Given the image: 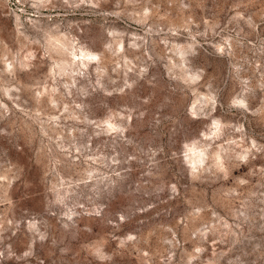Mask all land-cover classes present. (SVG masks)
I'll return each mask as SVG.
<instances>
[{
  "label": "rangeland",
  "instance_id": "1",
  "mask_svg": "<svg viewBox=\"0 0 264 264\" xmlns=\"http://www.w3.org/2000/svg\"><path fill=\"white\" fill-rule=\"evenodd\" d=\"M0 264H264V0H0Z\"/></svg>",
  "mask_w": 264,
  "mask_h": 264
},
{
  "label": "bare ground",
  "instance_id": "2",
  "mask_svg": "<svg viewBox=\"0 0 264 264\" xmlns=\"http://www.w3.org/2000/svg\"><path fill=\"white\" fill-rule=\"evenodd\" d=\"M72 56H73V59L78 58L75 54H72ZM94 57H95L94 53H90L86 50L80 49L79 58L76 60H77V62L81 63L82 66H86L87 62L91 59H94ZM109 126H111V125L109 124ZM196 158L198 159L197 161H200V155L199 154L196 155Z\"/></svg>",
  "mask_w": 264,
  "mask_h": 264
}]
</instances>
